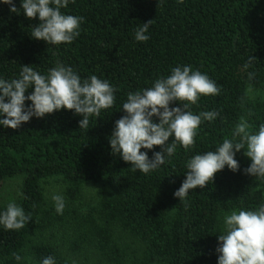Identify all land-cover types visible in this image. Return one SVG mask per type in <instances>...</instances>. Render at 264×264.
<instances>
[{
	"label": "trees",
	"instance_id": "obj_1",
	"mask_svg": "<svg viewBox=\"0 0 264 264\" xmlns=\"http://www.w3.org/2000/svg\"><path fill=\"white\" fill-rule=\"evenodd\" d=\"M61 11L84 18L80 35L71 44L49 46L29 35L37 20L0 5V75L13 78L21 65L46 73L60 62L82 78L107 79L116 102L96 122L91 118L89 129L79 128L81 116L63 109L17 129L0 128V191L6 180L21 176L19 189L0 209L15 200L32 217L19 231L0 229V264H39L48 255L57 264H124L114 227L139 239L150 263L217 264L215 234L223 215L264 203V185L243 171L250 159L237 153L238 171L225 167L205 189L190 191L186 202L173 194L185 179L188 158L230 138L242 116L252 125L264 122V100L249 92L264 84V0H75ZM148 21L149 40L135 41L136 28ZM184 64L220 88L216 96H202L194 114L216 110L219 116L201 124L191 151L178 147L158 171L134 173L129 162L111 154L108 141L125 114L122 102ZM153 151L160 146L148 151L149 158ZM49 178L63 183L68 200L96 185L95 208L73 221L57 214L45 197ZM87 248L96 263L82 258Z\"/></svg>",
	"mask_w": 264,
	"mask_h": 264
},
{
	"label": "clouds",
	"instance_id": "obj_2",
	"mask_svg": "<svg viewBox=\"0 0 264 264\" xmlns=\"http://www.w3.org/2000/svg\"><path fill=\"white\" fill-rule=\"evenodd\" d=\"M70 3L75 0H19L17 7L16 0H0V5H7L10 13L37 20L34 26L29 24V35L49 46L71 44L80 35L84 18L61 11ZM150 23L136 28L135 41L149 40ZM26 92L29 94L25 95ZM115 92L107 79L94 74L82 78L73 67L60 62L46 73L31 65H21L13 78L0 75V128L17 129L33 117L43 118L63 109L81 116L79 128L89 129L91 118L96 122L102 112L113 108ZM219 92L217 83L199 69L188 64L172 67L168 75L157 77L150 87L127 93L119 109L125 114L115 121L108 137L111 154L129 162L134 173L139 170L147 176L158 171L171 162L178 147L191 151L201 124L218 118L216 110L194 114L192 107L202 96H216ZM154 146H160V151H153L149 158L148 151ZM242 149L250 159L244 174L264 185V122L252 125L242 116L231 129L230 138L223 139L214 150L197 152L184 162L185 179L173 195L186 202L190 191L205 189L225 167L238 171L235 157ZM51 200L55 212L63 214V195L53 194ZM30 220L31 215L15 200L0 209V229L5 231H19ZM216 231L217 264H264V203L253 209L233 208L223 215ZM39 264L57 261L48 255Z\"/></svg>",
	"mask_w": 264,
	"mask_h": 264
},
{
	"label": "rangeland",
	"instance_id": "obj_3",
	"mask_svg": "<svg viewBox=\"0 0 264 264\" xmlns=\"http://www.w3.org/2000/svg\"><path fill=\"white\" fill-rule=\"evenodd\" d=\"M250 95L253 98H259L264 100V84L257 89H250ZM244 152L238 153L239 157H246ZM21 184V176L11 177L5 181L0 191V203L11 195L15 194ZM45 197L48 202L53 204L51 196L53 194H61L65 198L66 206L63 210V214L67 220L73 221L74 218H80V216L86 213L88 210L91 211L95 208L96 203V185H87L84 189L80 198L75 200H68L64 193V185L57 178H49L43 183ZM66 227L63 229V232ZM113 239L122 253V260L124 264H153L144 259V245L143 243L131 236L120 227L112 228ZM55 236L60 239L59 232L54 233ZM82 258L88 260L90 263H96L98 260L96 255L90 248H87L84 253L81 254Z\"/></svg>",
	"mask_w": 264,
	"mask_h": 264
}]
</instances>
